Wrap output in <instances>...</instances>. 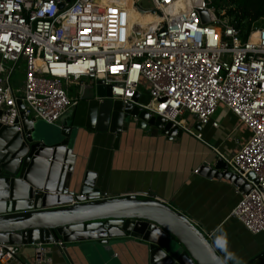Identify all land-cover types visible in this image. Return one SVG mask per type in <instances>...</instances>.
I'll list each match as a JSON object with an SVG mask.
<instances>
[{
  "label": "built area",
  "instance_id": "2783aa9c",
  "mask_svg": "<svg viewBox=\"0 0 264 264\" xmlns=\"http://www.w3.org/2000/svg\"><path fill=\"white\" fill-rule=\"evenodd\" d=\"M144 1L0 0V122L22 129L23 111L58 123L80 97L69 86L84 77L103 80L124 102L138 94L151 114L199 138L183 114L218 126L213 116L223 105L250 130L232 155L219 153L249 185L232 214L253 233L263 231L264 24L244 36L215 0H151L150 7ZM136 10L155 12L154 18L146 24L133 16ZM143 90L147 101L140 100ZM21 245L0 241V264ZM35 245L39 260H52L48 244Z\"/></svg>",
  "mask_w": 264,
  "mask_h": 264
},
{
  "label": "water",
  "instance_id": "95a60500",
  "mask_svg": "<svg viewBox=\"0 0 264 264\" xmlns=\"http://www.w3.org/2000/svg\"><path fill=\"white\" fill-rule=\"evenodd\" d=\"M201 14L208 19L207 10ZM138 100V94L128 102L113 97L111 85L98 79L82 86L68 122L65 114L61 123H42L58 132L44 140L35 139L36 121L23 111L22 129L0 122V241L53 244L67 264H74L69 247L76 244L81 249L97 246L111 257L119 244L132 239L145 245L148 264H236L188 215L158 195H107L97 185L96 172L76 177L74 142L82 128L115 134V146L132 118L138 125H150L154 133L182 134L181 126L151 114ZM200 170L249 189L219 156Z\"/></svg>",
  "mask_w": 264,
  "mask_h": 264
},
{
  "label": "crops",
  "instance_id": "0c3cea01",
  "mask_svg": "<svg viewBox=\"0 0 264 264\" xmlns=\"http://www.w3.org/2000/svg\"><path fill=\"white\" fill-rule=\"evenodd\" d=\"M86 80L77 82L81 90ZM148 98L143 90L140 100ZM213 118L218 126L199 123L190 112L183 114V122L201 132L202 138L184 128L181 135L154 133L150 125H138L132 118L117 146L115 134L82 128L74 142L76 177L81 179L87 170L96 172L97 185L107 195L156 194L207 232L232 263L264 264V230L253 233L232 214L242 197V186L200 170L204 162L214 163L219 153L230 156L237 151L250 130L223 105ZM48 247L49 262L39 260L35 244H22L7 264H67L56 246ZM69 249L74 264H148L146 247L136 239L119 244L111 257L97 246L81 249L76 244Z\"/></svg>",
  "mask_w": 264,
  "mask_h": 264
},
{
  "label": "trees",
  "instance_id": "16d2710c",
  "mask_svg": "<svg viewBox=\"0 0 264 264\" xmlns=\"http://www.w3.org/2000/svg\"><path fill=\"white\" fill-rule=\"evenodd\" d=\"M216 5L223 16L239 24L244 36L253 26L264 24V0H216Z\"/></svg>",
  "mask_w": 264,
  "mask_h": 264
},
{
  "label": "rangeland",
  "instance_id": "374dc122",
  "mask_svg": "<svg viewBox=\"0 0 264 264\" xmlns=\"http://www.w3.org/2000/svg\"><path fill=\"white\" fill-rule=\"evenodd\" d=\"M215 3H216V0H215ZM143 5H144V7H150V6H152V2H151V0H147V1H144L143 2ZM231 18V17H230ZM263 20V19H262ZM22 72V70L20 69H18L17 70V72H16V74H15V77H14V79H15V82H21L22 81V77H23V74L21 73ZM17 78V79H16ZM87 82V84H94V82L96 81H93V80H91L90 78H87V80H86ZM87 88H88V92H90L91 91V87H88L87 86ZM68 91H69V94L71 95V96H73V97H79L80 95H81V85L80 84H78V83H73V84H71L70 86H69V89H68ZM146 91V90H145ZM72 110V109H71ZM71 110H69L68 112H66V114H68L67 116H65V120H64V122H68V120H70V119H68V118H71V115H69V114H71ZM63 118H64V115L62 116ZM62 117H61V119L59 120V122L61 123V120H62ZM58 122V123H59ZM63 122V121H62ZM42 123H45V124H58V123H50V122H48V121H46V120H44V119H42V118H37L36 119V130L34 131V137H35V139L36 140H44L43 139V137L46 135V134H56V133H58L57 131L55 132V131H53V130H55L54 128H52V129H49V128H46L45 126L43 127V124Z\"/></svg>",
  "mask_w": 264,
  "mask_h": 264
},
{
  "label": "bare ground",
  "instance_id": "6f19581e",
  "mask_svg": "<svg viewBox=\"0 0 264 264\" xmlns=\"http://www.w3.org/2000/svg\"><path fill=\"white\" fill-rule=\"evenodd\" d=\"M129 2V0H128ZM115 6V5H113ZM154 14L155 12H150V11H146V12H140V11H134L133 12V16L135 18H137L138 20L144 21V23H149L152 21V19L154 18Z\"/></svg>",
  "mask_w": 264,
  "mask_h": 264
}]
</instances>
